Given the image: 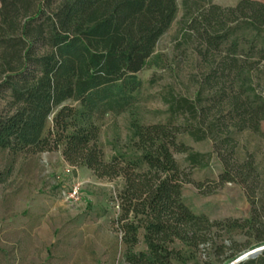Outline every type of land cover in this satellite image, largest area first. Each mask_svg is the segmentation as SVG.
Listing matches in <instances>:
<instances>
[{"label": "trees", "instance_id": "1", "mask_svg": "<svg viewBox=\"0 0 264 264\" xmlns=\"http://www.w3.org/2000/svg\"><path fill=\"white\" fill-rule=\"evenodd\" d=\"M175 14V0H0V92H8L12 106L0 117V151L37 154L62 145L67 165L85 168L99 180L122 178V243L130 264H184L185 257L171 248L175 243L195 254L209 242L215 259L209 254L198 264H230L245 251L264 247L261 200L249 182L256 169L252 161H232L236 133L261 135L264 98L253 88L239 87L232 95L218 90L217 107L168 93L163 97L166 123H130L133 157L114 155L104 162L98 146L94 107L112 94L122 99L135 93L136 75ZM231 14L243 20L240 32L249 31V36L238 31L208 34L204 44L213 49L232 39L219 75L241 77L236 72L239 56L264 63V5L241 0ZM214 77L213 72L208 80ZM224 101L226 113L220 107ZM49 118L52 129L43 137ZM180 137L210 141L212 151L194 152ZM175 154L185 156L190 173L205 169L214 155L222 166L219 180L244 189L249 219L210 222L194 215L181 197L182 186L192 183L190 173L180 171ZM4 181L0 173V185ZM139 230L146 250L132 253ZM213 232H240L249 241L239 245L229 238V247H217L211 242ZM237 264H264V251Z\"/></svg>", "mask_w": 264, "mask_h": 264}, {"label": "rangeland", "instance_id": "2", "mask_svg": "<svg viewBox=\"0 0 264 264\" xmlns=\"http://www.w3.org/2000/svg\"><path fill=\"white\" fill-rule=\"evenodd\" d=\"M240 1L186 0L184 3V0H175V18L136 75L135 93L122 99L112 94L93 109L104 162H109L114 155L133 157L131 122L152 125L168 121L167 107L163 103L168 93L196 101L203 107H217L218 90L232 95L239 87L243 90L251 87L264 98L263 62L256 58L243 60V56H239L241 62L236 72L241 73V77H236L235 72L220 76L219 65L226 59L232 39L213 49L204 44L208 34L240 32L243 20L231 14ZM250 1L264 5V0ZM240 33L245 37L250 34L249 31ZM213 72L216 77L208 80ZM220 107L226 113V101ZM10 112L8 92H0V117ZM50 120H47L43 137L52 129ZM260 133L264 135V119L260 122ZM261 135L249 131L236 133L233 136L236 154L232 161L253 162L256 172L249 182L261 200L259 215L264 221ZM179 139L194 152L212 151L210 141L194 143L186 137ZM61 146L55 151L37 154L0 151V173L5 176L0 185V264H130L122 243V226L126 222L120 220L125 216L118 198L124 187L122 178L99 180L82 167L72 168L66 174ZM184 158L181 154L174 155L180 171L190 173ZM221 172L222 166L214 155L205 169L192 170V183L181 188L182 202L194 215H202L210 222L249 219L251 206L244 189L236 183L221 182ZM255 175H259L260 184ZM73 183L80 185L76 203L65 199ZM128 219L132 220L131 214ZM143 234L139 230L138 244L132 253L146 250ZM229 238L239 245L249 241L240 232L230 235L213 232L211 242L217 247H229ZM171 248L185 257L184 264L204 262L209 254L215 259L210 242L200 246L195 254L179 243ZM172 264L183 263L173 261Z\"/></svg>", "mask_w": 264, "mask_h": 264}, {"label": "built area", "instance_id": "3", "mask_svg": "<svg viewBox=\"0 0 264 264\" xmlns=\"http://www.w3.org/2000/svg\"><path fill=\"white\" fill-rule=\"evenodd\" d=\"M74 167H71L69 165L66 166L65 173L69 174L71 172V169ZM65 193H63L64 195ZM80 195V185L78 183H73L70 187V190L65 195L66 201L76 203Z\"/></svg>", "mask_w": 264, "mask_h": 264}, {"label": "water", "instance_id": "4", "mask_svg": "<svg viewBox=\"0 0 264 264\" xmlns=\"http://www.w3.org/2000/svg\"><path fill=\"white\" fill-rule=\"evenodd\" d=\"M261 251H264V247H260L254 250H250L248 252H246L245 254L241 255L240 257H238L234 262L230 263V264H237L241 261H244L250 257L255 256L256 254L260 253Z\"/></svg>", "mask_w": 264, "mask_h": 264}]
</instances>
